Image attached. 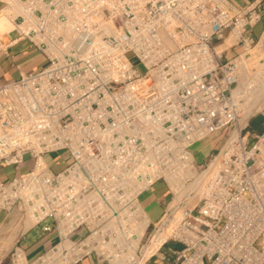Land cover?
<instances>
[{"label": "built area", "instance_id": "1", "mask_svg": "<svg viewBox=\"0 0 264 264\" xmlns=\"http://www.w3.org/2000/svg\"><path fill=\"white\" fill-rule=\"evenodd\" d=\"M0 16V51L45 58L0 78V162H32L0 170V264H264V0H0Z\"/></svg>", "mask_w": 264, "mask_h": 264}, {"label": "rangeland", "instance_id": "2", "mask_svg": "<svg viewBox=\"0 0 264 264\" xmlns=\"http://www.w3.org/2000/svg\"><path fill=\"white\" fill-rule=\"evenodd\" d=\"M263 28V22H260L256 25L254 31H255V35H259L261 30ZM5 39L6 36L4 35ZM223 46V41H218L216 43V47L217 48H221ZM30 53V52H29ZM29 53H25L22 54L20 56L17 57V59L15 60L16 63L18 64L19 68H13V72L14 75H16V73H19V70H23L25 72H30L33 71L35 69H37V67L39 68L40 66H42L45 63V58L43 55L40 54H35V56L33 54H29ZM232 54L229 53L227 56L230 57ZM13 75V74H12ZM6 78V77H5ZM258 121L260 120L259 118L257 119ZM258 127V125H257ZM216 142V140H215ZM209 143L202 149L205 156H209L213 151H215L220 143ZM200 144H195L191 147V150L194 152V154L196 155L197 161L199 160V156H200ZM55 162L63 167L64 164L62 163V157L61 156H56L55 157ZM32 166V162L31 161H27L25 163H23L22 165H20L19 167V172L17 173V175L22 174L23 172H25L26 170H28L30 167ZM5 168H7V166L4 165V163L0 162V170H5ZM152 195L150 193L146 194L145 196L142 197V202L147 210V212L153 216V217H159L162 215L163 211H162V206L161 204L164 203V201L166 200V189H165V185L163 183H157L156 185H154V187L152 188ZM155 197L158 199V203L155 202ZM85 230L83 227L79 228L77 230V234L79 235H84ZM41 230L38 228L36 230H32L26 237L24 240V243L31 247V246H38L41 243ZM55 235L52 236V238H54ZM4 264H10L9 259H7L5 261Z\"/></svg>", "mask_w": 264, "mask_h": 264}, {"label": "crops", "instance_id": "3", "mask_svg": "<svg viewBox=\"0 0 264 264\" xmlns=\"http://www.w3.org/2000/svg\"><path fill=\"white\" fill-rule=\"evenodd\" d=\"M30 52V53H29ZM29 53L40 54L43 55L39 50H37L33 44L28 40H22L18 43L12 44L8 48V53L4 51H0V78H16L19 76V73L14 75L13 68H16L14 65H18L16 63V59L18 56ZM44 56V55H43ZM38 68V67H37ZM25 72V71H24ZM13 74V75H12ZM3 212H0V222L2 218ZM44 244H39L38 246H34L33 249H28L30 253L35 254L42 251ZM81 264H90L88 259L82 261Z\"/></svg>", "mask_w": 264, "mask_h": 264}, {"label": "trees", "instance_id": "4", "mask_svg": "<svg viewBox=\"0 0 264 264\" xmlns=\"http://www.w3.org/2000/svg\"><path fill=\"white\" fill-rule=\"evenodd\" d=\"M18 172H19V168L16 169L14 167H7L4 170L3 176H4V178L9 179V178H12L13 176H16Z\"/></svg>", "mask_w": 264, "mask_h": 264}, {"label": "bare ground", "instance_id": "5", "mask_svg": "<svg viewBox=\"0 0 264 264\" xmlns=\"http://www.w3.org/2000/svg\"><path fill=\"white\" fill-rule=\"evenodd\" d=\"M10 28V22L7 20L6 17L0 16V31L6 32Z\"/></svg>", "mask_w": 264, "mask_h": 264}]
</instances>
